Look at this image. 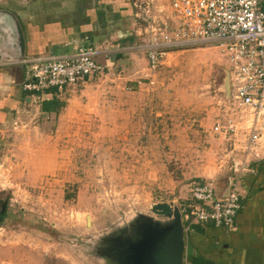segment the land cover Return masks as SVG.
<instances>
[{"label": "rangeland", "instance_id": "rangeland-1", "mask_svg": "<svg viewBox=\"0 0 264 264\" xmlns=\"http://www.w3.org/2000/svg\"><path fill=\"white\" fill-rule=\"evenodd\" d=\"M74 1L0 0V11L42 22ZM127 1L140 29L130 46L144 44L150 18L170 22L169 0ZM9 34L1 15L0 47L17 55ZM132 50L128 65L113 70L114 86L38 94L59 100L54 116L41 117L37 104L0 107V264H104L96 257L103 238L152 216L154 204L181 209L195 184L225 188L231 143L212 132L226 107L225 52L176 49L149 72L145 54ZM19 60L1 59L0 74L16 75ZM8 95L0 88V104Z\"/></svg>", "mask_w": 264, "mask_h": 264}, {"label": "built area", "instance_id": "built-area-1", "mask_svg": "<svg viewBox=\"0 0 264 264\" xmlns=\"http://www.w3.org/2000/svg\"><path fill=\"white\" fill-rule=\"evenodd\" d=\"M168 9L170 22L150 18L146 24L148 35L140 49L147 70L154 72L173 50L209 45L225 52L229 83L222 123L216 121L212 132L231 143L232 183L226 197L212 182L191 187V204L179 209L184 234L196 223L229 228L240 209L239 175L264 157V0H169ZM94 56L88 45L70 56L21 59L19 89L31 94L66 92L104 71Z\"/></svg>", "mask_w": 264, "mask_h": 264}, {"label": "crops", "instance_id": "crops-1", "mask_svg": "<svg viewBox=\"0 0 264 264\" xmlns=\"http://www.w3.org/2000/svg\"><path fill=\"white\" fill-rule=\"evenodd\" d=\"M90 2H68L61 15L49 13V17L42 22L33 15L23 24L15 15L24 41L23 57L18 59L70 56L79 47L89 45L95 51L94 59L104 66L106 73L85 78L74 86H114V71L128 65L134 54L132 49L143 53L140 45H128L134 40V35H139L140 29L135 26L129 1ZM17 68V79L15 73L13 77L5 71L0 74V88L9 93L0 104L2 110L16 112L21 104H29V107L37 104L35 107L41 117L54 116L57 111L54 104H58L59 100L22 92L18 82L23 68ZM15 80L17 84L14 85ZM238 187L242 189V195L233 226L214 228L210 223L192 225L184 234L182 264H264V157L252 162L239 175Z\"/></svg>", "mask_w": 264, "mask_h": 264}, {"label": "water", "instance_id": "water-1", "mask_svg": "<svg viewBox=\"0 0 264 264\" xmlns=\"http://www.w3.org/2000/svg\"><path fill=\"white\" fill-rule=\"evenodd\" d=\"M1 15L8 21L11 33L15 32L13 46L18 50L15 58H21L24 41L20 25L10 12L1 11ZM221 89L227 105L229 83L226 69ZM231 183V177H228L221 197L227 196ZM150 213L152 216H139L125 230H118L104 237L96 251V257L104 264H182L185 236L179 209L167 203H157L150 207ZM88 223L89 218H86V224Z\"/></svg>", "mask_w": 264, "mask_h": 264}, {"label": "flooded vegetation", "instance_id": "flooded-vegetation-1", "mask_svg": "<svg viewBox=\"0 0 264 264\" xmlns=\"http://www.w3.org/2000/svg\"><path fill=\"white\" fill-rule=\"evenodd\" d=\"M0 17H1V11H0ZM9 32H12L9 28ZM10 35V41H9V44L10 45H13L15 43V32L14 33H11L9 34ZM7 46V45H6ZM14 47V46H13ZM15 54L14 52V48L13 50L12 49H5V50H2L1 47H0V60L1 59H6V57H9L10 55H13ZM6 211H7V203L5 201V198H2L0 196V223L2 222V220L5 218V215H6Z\"/></svg>", "mask_w": 264, "mask_h": 264}, {"label": "trees", "instance_id": "trees-1", "mask_svg": "<svg viewBox=\"0 0 264 264\" xmlns=\"http://www.w3.org/2000/svg\"><path fill=\"white\" fill-rule=\"evenodd\" d=\"M57 104L55 103L54 106H56ZM201 184V183H200Z\"/></svg>", "mask_w": 264, "mask_h": 264}, {"label": "bare ground", "instance_id": "bare-ground-1", "mask_svg": "<svg viewBox=\"0 0 264 264\" xmlns=\"http://www.w3.org/2000/svg\"><path fill=\"white\" fill-rule=\"evenodd\" d=\"M89 224V223H88Z\"/></svg>", "mask_w": 264, "mask_h": 264}]
</instances>
